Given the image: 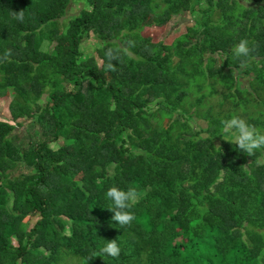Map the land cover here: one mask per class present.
Returning a JSON list of instances; mask_svg holds the SVG:
<instances>
[{
    "label": "trees",
    "instance_id": "16d2710c",
    "mask_svg": "<svg viewBox=\"0 0 264 264\" xmlns=\"http://www.w3.org/2000/svg\"><path fill=\"white\" fill-rule=\"evenodd\" d=\"M87 2L64 25L71 0H0V264H264V152L221 132H264V0ZM184 14L169 45L141 34ZM133 184L121 227L105 192ZM111 240L118 257L92 255Z\"/></svg>",
    "mask_w": 264,
    "mask_h": 264
},
{
    "label": "clouds",
    "instance_id": "9594fccd",
    "mask_svg": "<svg viewBox=\"0 0 264 264\" xmlns=\"http://www.w3.org/2000/svg\"><path fill=\"white\" fill-rule=\"evenodd\" d=\"M16 19L23 20V13H17ZM254 51L249 46V41L241 39L238 44L233 48V56L235 58H246L242 59V65L247 64V58H250L251 53ZM108 63L104 66L106 71H115V66L111 61L118 59V55L114 50L109 49L106 53ZM222 124V135L230 140L238 150L246 153L247 156L253 157L257 151L264 152V132L257 130L255 127L249 125L244 119L239 116L233 115L231 118L223 120ZM264 163V161H258ZM147 195V189H142L138 185H130L126 189H121L116 186H111L105 192V197L111 202V206L108 208L109 211L113 212L112 220L115 221L119 226H130L136 221V216L131 209L138 204ZM120 254V248L115 240H111L104 244L98 253H93V256L99 257L104 255L107 257L116 258ZM87 264V260H85Z\"/></svg>",
    "mask_w": 264,
    "mask_h": 264
},
{
    "label": "rangeland",
    "instance_id": "374dc122",
    "mask_svg": "<svg viewBox=\"0 0 264 264\" xmlns=\"http://www.w3.org/2000/svg\"><path fill=\"white\" fill-rule=\"evenodd\" d=\"M88 2L87 0H71V3L65 13V15L60 19V23L67 24L71 19L78 16V14L83 10H88ZM199 15H179L174 16L169 23L162 27H147L143 29L141 34L144 37L151 38V41L154 43L161 42L163 44L169 45L172 41L178 38L180 35L185 34L188 27H190L194 22L199 21ZM63 25V24H62ZM99 47L97 41L91 36L87 40H85L80 46V52L83 56H96V49ZM244 83H246L244 81ZM16 98H19L18 96ZM11 95H6L3 98H0V121L10 122V115L8 112V105L11 101ZM159 115V114H158ZM196 122L198 126L201 128L206 127V122L201 118L197 119ZM29 125L26 123L24 127ZM30 132L33 130L29 129ZM35 221V218L30 220L31 223Z\"/></svg>",
    "mask_w": 264,
    "mask_h": 264
}]
</instances>
